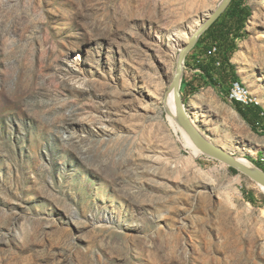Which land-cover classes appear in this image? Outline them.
Segmentation results:
<instances>
[{"label":"rangeland","instance_id":"rangeland-1","mask_svg":"<svg viewBox=\"0 0 264 264\" xmlns=\"http://www.w3.org/2000/svg\"><path fill=\"white\" fill-rule=\"evenodd\" d=\"M221 2L0 0V264H264V193L193 159L163 102L187 43L175 34ZM246 5L232 82L255 103L233 105L225 83L198 75L186 106L208 139L256 165L264 120L242 115L264 112V0Z\"/></svg>","mask_w":264,"mask_h":264},{"label":"trees","instance_id":"trees-1","mask_svg":"<svg viewBox=\"0 0 264 264\" xmlns=\"http://www.w3.org/2000/svg\"><path fill=\"white\" fill-rule=\"evenodd\" d=\"M251 16V8L246 5V0H233L232 4L230 7L227 9V11L220 17V19L201 37L199 40L197 46L193 50L194 52L197 51V49L202 48L209 39L214 40V39H223L224 41V46H222L224 50V55L220 60L222 61V71L224 73H220L219 76L221 77L219 80L215 77V74L217 72L216 69V62L218 61V57L212 58L210 61L206 60L205 65H201L199 63V66L201 68V73H194L196 75H202L200 79H202V82H204L205 86H222L224 83L226 84V92L229 96L228 100H230V93L232 88L234 87V84L232 81H237L239 80L238 73L236 67L233 65L231 61V54L232 50H238L240 47V44L245 40V36L241 34V31H244L246 28V24ZM217 43L220 46L221 45L218 42ZM205 53L206 51L208 52L209 48L208 47H203L202 49ZM206 52V54H207ZM205 54V55H206ZM190 55L187 58L186 64L188 67V63L190 61ZM188 69V68H187ZM197 82H183V87H182V94H183V99L184 103L186 104L188 102V99L192 93H197L199 92V89L201 88L200 86H197ZM211 84V85H209ZM233 105H236V102H233ZM256 107V106H255ZM256 112L251 113V116L249 115H242L243 118L250 123H261V120H264V117L262 118V115L264 116L263 109L259 106L255 109ZM251 112V111H249ZM240 113V112H239ZM241 114V113H240ZM263 130H264V126ZM264 162H256V166L264 170ZM233 172L238 173L236 170L232 169Z\"/></svg>","mask_w":264,"mask_h":264},{"label":"water","instance_id":"water-1","mask_svg":"<svg viewBox=\"0 0 264 264\" xmlns=\"http://www.w3.org/2000/svg\"><path fill=\"white\" fill-rule=\"evenodd\" d=\"M233 0H222L217 10L212 14L211 18L207 19L201 28H199L181 49L177 59V68L173 82L169 91L174 94L175 104V120L191 138L193 144L204 155L236 170L239 174L254 181L257 185L264 188V170L254 165L248 166L242 163L239 157L233 153L209 141L193 123L192 117L189 115L187 106L184 103L182 87L184 74L186 70V61L189 54L195 49L201 37L218 21V19L227 11Z\"/></svg>","mask_w":264,"mask_h":264},{"label":"bare ground","instance_id":"bare-ground-1","mask_svg":"<svg viewBox=\"0 0 264 264\" xmlns=\"http://www.w3.org/2000/svg\"><path fill=\"white\" fill-rule=\"evenodd\" d=\"M220 19V18H219ZM218 19V20H219ZM206 21L203 22V20L199 23H197L194 28L191 30V33H176L175 37L180 41L185 40L186 42H189V40L191 39V36L199 29L203 26V24ZM200 26V27H199ZM181 49V48H180ZM242 73H245L244 69H241ZM238 84V88L240 90V92L243 93V98L248 100V101H253V104L255 103L254 100L251 98V96L249 95V92L246 91V89L243 87L242 84L237 83ZM233 89V88H232ZM232 94V90L230 93V96ZM163 102H164V106L165 109L168 113V116L166 117L167 122L171 128V130L178 136V139L180 141V143L182 144V147L184 149H187L190 151V154L192 156L193 159H196L198 157H200L201 155H204V153H202L199 149H197V147L193 144L191 138L188 136V134L181 128L178 126L176 120H175V104H174V94L172 92H170L168 90L166 97L163 98ZM233 102H237L240 103L238 101H233ZM242 104V103H240ZM186 105V104H185ZM243 105V104H242ZM250 107V106H249ZM193 123L195 124V122L193 121ZM199 129V128H198ZM202 133V132H201ZM203 134V133H202ZM204 135V134H203ZM205 136V135H204ZM206 137V136H205ZM207 138V137H206ZM208 139V138H207ZM209 141H211L210 139H208ZM212 142V141H211ZM214 143V142H213ZM216 144V143H214ZM217 145V144H216ZM220 146V145H218ZM222 147V146H220ZM225 148V147H224ZM226 149V148H225ZM240 161L248 166H252V163H250L249 161H247L244 158H239ZM258 188L261 190L262 193H264V188L258 185Z\"/></svg>","mask_w":264,"mask_h":264},{"label":"built area","instance_id":"built-area-1","mask_svg":"<svg viewBox=\"0 0 264 264\" xmlns=\"http://www.w3.org/2000/svg\"><path fill=\"white\" fill-rule=\"evenodd\" d=\"M220 46L217 43H213L211 45V47L209 48L207 54L204 56L205 60L210 61L212 58H216L220 55ZM199 63H201V61L199 60ZM216 67L220 68L222 66L221 62L218 60L215 64ZM194 73H201L203 74V72L201 71V69L198 70H194ZM230 100L231 101H238L240 103H242L245 107L248 106H253V101H248L246 99L243 98V93L240 92L239 88H238V84H234V87L232 89V94L230 96Z\"/></svg>","mask_w":264,"mask_h":264},{"label":"crops","instance_id":"crops-1","mask_svg":"<svg viewBox=\"0 0 264 264\" xmlns=\"http://www.w3.org/2000/svg\"><path fill=\"white\" fill-rule=\"evenodd\" d=\"M246 29V28H245ZM241 34H243V31H241ZM198 53L195 51H192L190 54V61L188 63V70H191L192 76L190 77V81L192 82H197V80H195V78H198V75L193 74L194 70H198L200 68L199 66V59H198ZM201 69V68H200ZM196 84V83H195ZM198 84V83H197ZM196 84V85H197Z\"/></svg>","mask_w":264,"mask_h":264}]
</instances>
